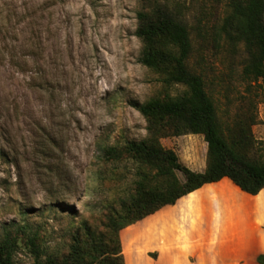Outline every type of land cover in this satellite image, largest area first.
I'll return each mask as SVG.
<instances>
[{"label":"rangeland","instance_id":"1","mask_svg":"<svg viewBox=\"0 0 264 264\" xmlns=\"http://www.w3.org/2000/svg\"><path fill=\"white\" fill-rule=\"evenodd\" d=\"M159 1L187 27V66L201 76L219 123L232 127L253 117L249 154L264 159V78L250 83L241 76L246 54L221 28L227 1ZM140 3L0 0V242L7 234L18 239L14 264H35L25 246L28 238L43 261L67 255L73 236L86 228L104 232L109 209L128 193L131 166L99 163L100 149L146 139L147 122L134 104L185 90L165 85L138 62ZM159 142L191 170L206 166L201 135ZM213 199V208L183 206L173 216L161 209L121 230L127 264H149L155 251L171 246L189 248L183 241L188 231L205 237L213 250L222 233L238 232L246 220L241 199ZM137 224L143 226L140 233Z\"/></svg>","mask_w":264,"mask_h":264},{"label":"trees","instance_id":"2","mask_svg":"<svg viewBox=\"0 0 264 264\" xmlns=\"http://www.w3.org/2000/svg\"><path fill=\"white\" fill-rule=\"evenodd\" d=\"M227 13L221 28L233 45H241L246 59L241 69L250 83L264 78V0H226ZM135 36L141 42L138 62L162 77L165 85L185 88L176 97L152 98L134 108L147 122V138L126 141L100 149L99 163L129 164L128 193L118 206L109 209L104 232H90L71 239L65 256H48L43 261L33 239L25 246L35 264H125L120 231L173 206L182 197L206 184L227 178L240 191L255 196L264 188V159L250 156L253 148V117L223 128L204 82L191 72L188 30L182 20L159 0H141L136 12ZM201 135L206 143V166L201 172L182 164L176 153L159 139ZM18 239L5 235L0 242V264H14ZM264 264V255L257 257Z\"/></svg>","mask_w":264,"mask_h":264},{"label":"crops","instance_id":"3","mask_svg":"<svg viewBox=\"0 0 264 264\" xmlns=\"http://www.w3.org/2000/svg\"><path fill=\"white\" fill-rule=\"evenodd\" d=\"M204 169L205 167L197 172ZM226 196L232 199L233 197L240 198L238 205L245 210L242 214L246 216V220L245 223L237 226L238 232L222 233L221 235H224L222 243L216 244L213 250L209 247L211 245L205 242V237L200 238L196 232L188 231L183 241L187 242L188 246L190 245L189 248L177 251L171 246V249L166 252L157 250L158 252L155 251L156 257L148 259L149 264H259L257 257L264 255V188L257 195L251 196L240 191L229 179L224 178L219 182L202 186L179 199L175 205L163 209H165V214L173 216L183 206L195 210L213 204V208V197L224 198ZM216 207L220 208L218 202H216ZM228 208H231L230 202H227L226 209ZM222 213H224L223 210ZM157 218L158 216L155 219ZM207 222L209 219L205 218V223ZM136 227H138L136 228L138 232H136L140 233L142 224H137ZM207 250H211L209 254H205ZM125 264H127L126 259Z\"/></svg>","mask_w":264,"mask_h":264}]
</instances>
